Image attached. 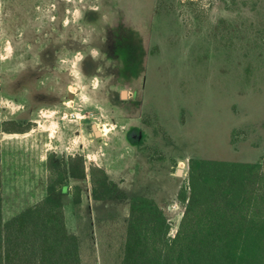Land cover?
I'll return each instance as SVG.
<instances>
[{
	"label": "rangeland",
	"instance_id": "rangeland-1",
	"mask_svg": "<svg viewBox=\"0 0 264 264\" xmlns=\"http://www.w3.org/2000/svg\"><path fill=\"white\" fill-rule=\"evenodd\" d=\"M51 35L57 51L71 45L63 64L68 74H47L50 66L41 65L38 75L50 79L40 85L30 68L39 69L36 51ZM97 47L108 60L103 73ZM82 49L89 51L87 76L79 69ZM0 75V120L7 127L15 121L23 133L35 128L43 155L79 153L85 166L103 167L130 193L154 197L173 235L189 158L251 161L264 149V0H0ZM122 86L134 91L135 102L120 108L115 101L116 110L103 95L106 89L119 95ZM137 107L150 127L134 153L121 145L126 119L118 112ZM91 124L102 137H93ZM13 199L5 197L7 216L17 210ZM120 205H110L112 220L97 228L101 264H119L118 210L127 211ZM88 215L78 221L82 239ZM67 219L76 227L70 213Z\"/></svg>",
	"mask_w": 264,
	"mask_h": 264
},
{
	"label": "trees",
	"instance_id": "trees-1",
	"mask_svg": "<svg viewBox=\"0 0 264 264\" xmlns=\"http://www.w3.org/2000/svg\"><path fill=\"white\" fill-rule=\"evenodd\" d=\"M6 124L3 131H23L15 121V128ZM69 161V168L57 162L50 168L54 176L45 197L6 216L0 155V264H101L97 228L109 225L110 205L120 204L127 211L118 210L119 264H264V149L251 161L189 158L186 183L177 195L183 211L173 235L167 211L154 197L125 195L102 168L93 166V207L82 239L66 223L61 182L69 174L85 178V167L81 156ZM80 191L73 188L75 212L81 208Z\"/></svg>",
	"mask_w": 264,
	"mask_h": 264
},
{
	"label": "crops",
	"instance_id": "crops-1",
	"mask_svg": "<svg viewBox=\"0 0 264 264\" xmlns=\"http://www.w3.org/2000/svg\"><path fill=\"white\" fill-rule=\"evenodd\" d=\"M0 92L3 94V87H1ZM5 120L6 119L0 120L2 195L4 197L5 215L7 214L5 197H14L13 205L17 207V210L8 215L12 216L28 205H31L46 196L49 172L46 167L47 154L45 153V155H43L40 149L42 146V138L35 128H31V130H28L27 132L24 131V133L3 131L1 125ZM27 121L34 122V119L27 118ZM22 125L25 124L22 123ZM9 135H18V137L13 138L9 137ZM85 173V178L69 179L67 188L71 189L73 186L80 187L82 202L79 211H81V213H78L79 211L75 212L71 201V193L66 191L62 196L64 197L66 223L69 229L75 232L80 231V224H78V221L85 219L83 217L84 213H86V211L89 213L90 208L93 207L91 201V181L87 166L85 168ZM23 203L24 205L21 206ZM68 213H70L71 218L75 221L73 222L76 223V227L69 226L67 219Z\"/></svg>",
	"mask_w": 264,
	"mask_h": 264
},
{
	"label": "flooded vegetation",
	"instance_id": "flooded-vegetation-1",
	"mask_svg": "<svg viewBox=\"0 0 264 264\" xmlns=\"http://www.w3.org/2000/svg\"><path fill=\"white\" fill-rule=\"evenodd\" d=\"M52 30H54V28H52ZM52 35H57V34L54 33ZM52 35L49 36V42H48L47 48L42 49V48H44V45H43L41 49H38L36 51V57H37V63H38L37 67L39 69H37L36 67H34V69L30 68L31 69L30 71H34L37 73L36 79L40 85H43V82L45 80L50 79L49 76L44 75L45 76V77L43 76L44 78H40V75H38V73H40V68L42 69L41 65L46 64L47 67L50 66L49 70L45 71V73H47V74L52 73V74H56L57 76H59V74H57L56 72L61 71V73H62V70L65 72V74H68L67 73V67H66V65H63V64L66 62V57L68 56V51L70 49L69 47H71V45L69 44L67 46V41H66L65 42L66 45L64 46V49L57 51V49L55 47L56 41L54 40V36H52ZM95 38H97V37H95ZM36 42H40L39 36L36 38ZM53 47H54V49H53ZM97 49H98L97 53H98V66L99 67L96 65V68L97 69L101 68V72L103 73L102 68L104 67V64L106 63V61H108V60L106 59V55L104 54L103 50L101 48H98V47H97ZM82 51H83V54H82V60L80 62L79 69L82 70V73L84 74V76H87V74H85V73H87V71H86L87 68L85 69L84 66L86 65L85 63H88L89 51L85 50V49H82ZM58 52H61L63 55H60V54L56 55V53H58ZM23 71H25V70H23ZM110 75L112 76V74H110ZM54 80H56V79H54ZM52 82L54 83V81H52ZM56 82L59 83V80H57ZM68 86L69 85H67V82H65L64 87H68ZM48 89L50 91H54L55 88L53 89L52 86H50ZM106 90H107L106 97H104V95H103V101H106V103L108 105H110L111 107H113L114 109H116L114 106L115 101H116V103L119 104L120 108H122L121 107V103H123L122 101L128 102V101L132 100L131 102H135L133 100L134 91L131 92L130 90H128L127 88H125L123 86H122V89H120L119 95L117 93H115L114 91H108L109 89H106ZM57 95H58V92H57ZM124 95H126V96H124ZM67 97H68V100L72 99V98H70V93H67ZM22 99L24 100L25 97H22ZM13 100H16V99H13ZM58 100H59V98H57L56 103L58 102ZM16 101H22V100H16ZM62 103H65V102L62 101ZM20 104L23 107V105H24L23 102ZM38 109H40V108H38ZM138 109H139L138 107L136 109H132V113H131V111L128 112L127 110H126L127 112H125V113L118 112L119 117L126 119L125 124L122 126V133H121V138H120L121 143H122L121 145L124 148H129L131 151L133 150V152L135 151L134 153L138 152L140 147L145 142V140H146V134L145 133H146V130H148L150 127L149 123H147V122L143 123V121L140 120V115L138 114ZM37 121L38 120L34 119L35 123ZM22 126H24V125H22ZM19 127H20V125H19ZM90 129H91V132L93 133V137H100V136L102 137L104 134V133H102V130H100L99 128L96 127L95 124H91ZM53 152L54 153L48 152L46 155V167H47L48 172H49V178L54 176V174L50 172V168H54V167H52L54 163L57 162L59 164V168H61V169L69 168V166H70L69 160L72 157H75V156H81L82 157V155L79 153L64 155L61 152L60 153L57 151H53ZM137 157H138V155L136 156V158ZM178 161H180V160H178ZM187 162H188V160H187ZM84 167L86 168L85 161H84ZM99 168H102L105 171V173L109 179H111V180L114 179L110 176V174L106 171V169H104L103 167H99ZM88 169L90 170V167ZM178 169H181V171L179 173H178ZM132 170H133L132 168H129V170H127V174L130 173V175H131ZM186 172H187V169H186ZM180 173H183V169L177 168L175 174L180 175ZM49 178H48V181H49ZM74 178H81V177H77V176L73 177V176H70V174L67 175L66 177H64V179L61 182L63 187H64V190L62 192V196H63V194H65L66 191L71 193V195H73V193H72L73 188L76 186L71 187V189H67V188H68V184H69L68 180L69 179L73 180ZM131 178H132V175H131ZM113 181L120 187V189H121L120 191L122 193H124L127 196L132 195V192L130 193V191L127 190V187L125 185H123L121 182H118V180L117 181L113 180ZM80 197H81V191H80Z\"/></svg>",
	"mask_w": 264,
	"mask_h": 264
},
{
	"label": "water",
	"instance_id": "water-1",
	"mask_svg": "<svg viewBox=\"0 0 264 264\" xmlns=\"http://www.w3.org/2000/svg\"><path fill=\"white\" fill-rule=\"evenodd\" d=\"M181 171V169H178V173Z\"/></svg>",
	"mask_w": 264,
	"mask_h": 264
}]
</instances>
